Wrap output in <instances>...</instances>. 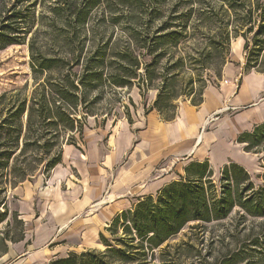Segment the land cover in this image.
<instances>
[{
    "label": "trees",
    "instance_id": "trees-1",
    "mask_svg": "<svg viewBox=\"0 0 264 264\" xmlns=\"http://www.w3.org/2000/svg\"><path fill=\"white\" fill-rule=\"evenodd\" d=\"M47 1L40 2L43 8ZM51 2L49 15L42 10L37 15L39 0H0V49L27 44L34 78L31 90L27 82L0 94V191L39 173L48 175L61 162L63 145L83 140L87 118L98 114L93 107L105 87L157 88L149 112L156 110L170 121L178 113L176 97L190 96L197 106L204 102L206 87L196 90L193 78L178 90L186 62L201 63L222 78L218 68L223 70L231 38L244 39L246 70L264 73V0H116L128 7L126 18L109 0ZM98 5L108 9L91 13ZM125 22L118 35L115 27ZM196 37L203 41L195 54L158 72L163 58L171 60V47ZM238 141L248 152L263 153L264 122L241 133ZM213 176L209 161L188 164L179 179L114 218L108 228L113 239L101 234L104 250L71 253L49 264H85L87 255V264H155L156 251L163 255L164 243L188 225L192 230L226 226L227 220L235 227L249 221V240L259 242L264 236V184L256 187L252 174L236 162L223 166L218 183ZM120 226L123 234L118 236Z\"/></svg>",
    "mask_w": 264,
    "mask_h": 264
},
{
    "label": "rangeland",
    "instance_id": "rangeland-1",
    "mask_svg": "<svg viewBox=\"0 0 264 264\" xmlns=\"http://www.w3.org/2000/svg\"><path fill=\"white\" fill-rule=\"evenodd\" d=\"M41 1L39 0L36 14L38 15L39 11L42 10L49 15L51 13L50 4L53 0H48L44 8L40 4ZM109 1L114 3L116 0ZM166 1L171 3L175 0ZM107 9L105 5H98L91 10V13L99 14ZM113 10L125 18L130 12L128 7L116 5L115 3ZM194 18L196 19L193 16L192 20ZM155 24H158V21ZM126 27L127 23L125 22V24L122 23V25L116 26L114 30L118 35H121ZM201 41H203L201 37L190 38L182 41L177 48L171 47L170 51L173 54L171 60L163 58L158 65V72L162 71L165 65H171L177 58H185L187 53L195 54L194 48ZM243 46L244 39L242 37L231 38L228 49L224 52L226 63L223 70L218 68V70L223 71L222 78L216 75L212 69L202 66L201 63L186 62L183 68L184 71L177 79L178 90H183L188 80L193 78L196 90L201 87H211L216 90L231 88L233 92H239L241 85L250 80L253 84L251 89L261 90V92L259 96L252 99L250 104L243 107H247L252 103H263L264 73L256 70L250 72L246 70V57ZM213 63L216 67L218 66L216 61ZM143 70L141 69L140 72H143ZM27 82L29 83V90H31L34 78L30 67L28 45L13 44L0 49V94L11 88H21ZM245 87H249L248 82L245 83ZM157 94V88H145L142 91L137 84H134L131 88L111 89L105 87L102 93L103 96L93 107L98 114L87 118L83 140L79 141L78 145L66 147V149L65 146L70 144L65 143L61 162L48 175L39 173L30 180L24 181L26 186L32 187L33 192L30 189H24V185H22L24 182L20 183L17 189L7 185L5 191H0V255L4 252L6 246L18 241L26 233L27 238L29 240L33 239L35 242L26 247H32L40 254L39 264H49L54 259H50L46 254H48L49 249L53 250L55 244L60 243L64 237L62 232L55 236V221L58 222L60 218L56 214V212H59L58 208L55 209L52 203H57V199L61 198V190L67 194L68 190L65 182L67 183L68 177L76 178L77 169L75 166H77L78 156L87 160L88 155L97 154L100 162H103L101 154L105 155L107 151L115 152L117 147L123 154L114 163L113 169L117 170L129 162L138 142L144 140L150 149L162 147V154H156L158 158L161 157L154 170L156 174H164L170 180L179 179L176 172L183 165L182 163L187 156L183 155L181 151L185 144L180 143L178 138H174L181 133L191 134L193 125L165 124L162 128V124H147V114L152 108ZM249 94L252 95V93H246L245 96H251ZM191 100L190 96L176 97L173 101L176 106L175 111H182L187 105L191 104ZM230 112L232 113L234 110ZM128 117L135 124L130 123ZM217 125L212 124L208 119L204 124L198 125L199 129H196V135L197 138L200 137L201 146H206L212 141L213 134L217 132ZM240 125L230 124L231 127L236 129ZM238 138L239 134L235 135L234 133L229 140V144L234 150V158L241 161L251 171L256 187L264 184V152L258 154L246 151L245 144L239 143ZM110 139L111 145H109ZM115 144L117 145L115 146ZM222 168H214L213 179L216 183L219 182ZM55 173H58V179L64 178L65 181H63V185L60 186L58 192L51 194L47 187L51 188L53 184L51 178ZM258 174L260 177L257 176ZM61 182H57V184ZM68 185L74 186L70 180H68ZM1 214L4 217H1ZM225 222L227 223L226 226L217 225L194 230L191 229V224L188 225L164 243L162 248H167L163 255L156 251L153 262L155 264H264V236H260L257 243L251 242L249 240L251 238L249 221L238 227L229 224V220ZM256 232L258 231L256 230ZM202 233L205 234L203 237ZM122 234L123 228L120 226L117 235L121 236ZM108 236L112 238L109 233ZM20 246L19 244L16 247V253L21 251ZM65 246V244L58 246L56 250H65ZM88 250L90 249L77 254L86 253ZM94 250L102 251L104 249L94 248ZM90 257L87 255L84 258L85 264L91 260ZM148 260L151 261L150 256H148Z\"/></svg>",
    "mask_w": 264,
    "mask_h": 264
},
{
    "label": "crops",
    "instance_id": "crops-1",
    "mask_svg": "<svg viewBox=\"0 0 264 264\" xmlns=\"http://www.w3.org/2000/svg\"><path fill=\"white\" fill-rule=\"evenodd\" d=\"M246 82L249 87H245ZM246 82L241 85L239 92H233L231 88L226 90L206 88L204 102L201 105L197 106L192 103L187 105L182 111H178L175 119L170 121L163 120L156 110L147 114V124H162V128L165 124L193 125L191 134L181 133L174 138H178L180 143L185 144L181 151L183 155L187 156L183 165L176 172L177 178L184 175L185 167L194 161H209L212 169L236 162L251 173L241 161L234 158V150L229 144L234 133L240 135L245 131H251L257 124L264 122V102L252 103L243 107L250 104L252 99L259 96L261 92V90L251 89L253 84L250 80ZM246 93H252V95L249 94L251 96L246 97ZM231 110L234 112L231 113ZM207 119L212 124H218L217 132L213 134L212 141L206 146H201L196 129H199L198 125L204 124ZM230 124L241 125L237 130ZM111 143L110 139L109 145ZM70 146L73 147V145H66L65 149ZM161 152L162 147L150 149L144 140H140L129 162L117 170L113 169L114 163L118 157L123 155L117 147L115 152L107 151L105 155L101 154L103 162H100L97 154L88 155L87 160L78 156L77 166H75L77 169L76 178L68 177L74 186H69L68 180H66L67 194L60 189L61 198L57 199V203H52L55 209L58 208L59 212L56 214L60 218L58 222L55 221V236L62 232L64 238L60 243L55 244L53 250L49 249L46 256L53 259L87 249H105L101 234L108 237V228L118 214L131 209L139 198L156 195L162 187L176 180V178L170 180L164 174H156L154 171L161 159L156 154H162ZM57 176L58 173H55L51 178L53 181L51 188L47 187L51 194L58 192L65 181L64 178L58 179ZM57 182L61 183L57 184ZM22 185H24V189H30L33 192L32 187L26 186V182ZM33 242L34 240H29L27 234L24 233L23 239L12 243L8 246V250L0 255V264H39L40 254L32 247H26L31 246L30 244ZM19 244L22 249L16 253L15 250ZM63 244L66 245L65 250H56Z\"/></svg>",
    "mask_w": 264,
    "mask_h": 264
},
{
    "label": "bare ground",
    "instance_id": "bare-ground-1",
    "mask_svg": "<svg viewBox=\"0 0 264 264\" xmlns=\"http://www.w3.org/2000/svg\"><path fill=\"white\" fill-rule=\"evenodd\" d=\"M199 139H200V137H199ZM199 141V140H198ZM200 142V141H199Z\"/></svg>",
    "mask_w": 264,
    "mask_h": 264
}]
</instances>
